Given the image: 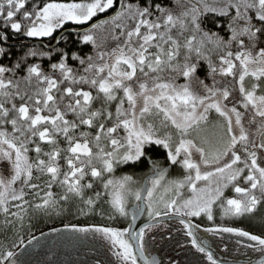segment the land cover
<instances>
[{"label": "snow or ice", "instance_id": "6c2138e0", "mask_svg": "<svg viewBox=\"0 0 264 264\" xmlns=\"http://www.w3.org/2000/svg\"><path fill=\"white\" fill-rule=\"evenodd\" d=\"M209 13L227 18L217 25L227 37L202 27ZM9 34L33 41L15 60ZM69 35L91 53L61 47ZM144 163L143 184L116 174ZM130 204L126 227L71 231L98 236L117 264H158L144 256L146 236L176 221L217 264L193 232L202 218L205 232L264 256V232L216 214L264 208V0H0V235L23 244L38 216L128 219ZM0 264H17L16 253L4 248Z\"/></svg>", "mask_w": 264, "mask_h": 264}, {"label": "flooded vegetation", "instance_id": "af4514ba", "mask_svg": "<svg viewBox=\"0 0 264 264\" xmlns=\"http://www.w3.org/2000/svg\"><path fill=\"white\" fill-rule=\"evenodd\" d=\"M107 15V13L103 14L99 18H106ZM84 27L87 28L88 26ZM162 167H167L168 170L172 168L171 165ZM226 195H234V193L227 192ZM216 214L218 223L226 226H236L233 224L231 217H221L219 209L216 210ZM145 222L147 221L144 216L139 226H142ZM173 223L178 222L166 221L161 223V225H171ZM192 223L193 225H199V228H193V232L197 239L213 253L217 264H257L260 260H264V256L257 255L251 249L244 247L243 238H233L229 234H223V237H221L220 235L205 232L204 228L211 226V224L202 218H193ZM72 227L68 226L56 229L57 231L52 230L56 231L54 235L44 237L46 235L44 234L37 237L36 239H39L37 243L38 252L34 254V259L37 260L39 257L37 261L40 264H43V259L49 260L45 264H117L116 258L113 256L110 248L98 236L73 232L71 231ZM237 227L246 230V228L241 226ZM172 231H175V229L172 228ZM164 234L159 233V231L147 234L144 256L149 261L155 259L158 261V264H209L206 256L192 246V237H189L183 229L179 228L175 232V236L169 235V239L168 235L165 236ZM238 239H240V243H237ZM29 252L30 250H28ZM138 264H143V259L138 261Z\"/></svg>", "mask_w": 264, "mask_h": 264}, {"label": "trees", "instance_id": "16d2710c", "mask_svg": "<svg viewBox=\"0 0 264 264\" xmlns=\"http://www.w3.org/2000/svg\"><path fill=\"white\" fill-rule=\"evenodd\" d=\"M167 3L168 0H165ZM95 20V19H94ZM228 20L226 17L216 16L214 14L209 13L207 16L203 19L202 27L205 28V30L209 32H219L222 36L227 37L228 33L226 30V27H218L217 25H225L227 24ZM9 43L14 46L13 51L16 53L12 57V60H15L19 57L20 54H22L23 51H26V49H20L19 44L20 43H28L29 45L33 42L31 38L26 37H15L12 38L11 34ZM61 47H64L70 54L71 53H77L83 55L84 53H91V46L90 45H82L75 39L74 36L69 35L68 37V43L67 45L61 44ZM30 60L33 58H29ZM4 63H8L9 61L4 60ZM37 63H41L39 59H36ZM43 67L46 69L48 68V62L44 61L42 64ZM70 66H77L76 62L70 61ZM203 76V72L200 73ZM152 159H156L160 161L161 166L170 165V162H167L165 160V153L162 150H156L153 151L151 154ZM151 171V164L150 163H144L140 166H129V165H122L117 170V175H133L135 179L139 180L140 183L142 180L150 174ZM169 178H175L180 175L181 170L177 169L176 166H172L171 170H168ZM230 192V191H229ZM130 214L128 219H119L118 221H108L106 218L101 219L98 215H77L75 212L72 214H62V215H51V216H38L33 221V226L31 227V230L29 231L28 227H25L20 235L23 238V244H20L19 239L12 235L11 233L8 234L7 238H5L3 235H0V251H3L4 248H7L8 250L13 251L14 253H20V250H24L21 255L17 254V260L20 261L22 258H30L29 260H25L27 263L31 264L32 256L29 257L28 255V249L24 248L23 245L29 241V239L33 240L34 238L40 237L41 235H44L47 232H50L51 230L63 228L66 226H96V225H106L111 224L119 227H126L130 223ZM238 219L243 220L242 222H239ZM231 220L234 225L241 226L243 228H246V230L250 231L253 234H261L264 232V208L258 209L256 214H253L248 217H239V218H232ZM16 244H19V247L15 246ZM24 245V246H25ZM35 246V245H34ZM38 252V246L34 247V249L30 250V254L34 255ZM21 258V259H19Z\"/></svg>", "mask_w": 264, "mask_h": 264}, {"label": "rangeland", "instance_id": "374dc122", "mask_svg": "<svg viewBox=\"0 0 264 264\" xmlns=\"http://www.w3.org/2000/svg\"><path fill=\"white\" fill-rule=\"evenodd\" d=\"M98 39H99V37H98ZM202 76V75H201ZM252 130L253 131H255V126H253V128H252ZM139 181V180H138ZM140 182V181H139ZM134 203V202H133ZM131 207V204H130V206H129V208ZM261 209H263V208H261ZM145 220L147 221V216L145 215ZM239 220V222H242L243 220H241V219H238ZM165 225H167V227H165ZM172 228H174L175 229V231H172L171 232V229ZM183 229V225H180L179 223H173V224H171V225H169V224H163V225H159V227H157V228H154V229H152L150 232H148V233H150V234H153V233H155V232H157V231H159V233H165L164 235L166 236V235H168L167 237H168V239H169V235H173V236H175V232L178 230V229ZM62 229V228H61ZM57 231V230H56ZM56 231H52L51 233H49V232H47V233H45L46 235L44 236V237H46L47 235H54V233H56ZM169 233V234H168ZM230 235V234H229ZM48 236V237H49ZM43 237V238H44ZM47 237V238H48ZM233 238H234V236H233ZM38 240L39 239H36V238H34L33 240H32V243L31 244H29L28 242L26 243V245L24 246H22L23 247V249L24 248H27L28 250H33L34 249V247H36L37 246V243H38ZM171 240H173V239H171ZM243 242V244H245V243H247L246 241H242ZM35 245V246H34ZM20 251H23V250H20ZM19 251V252H20ZM257 255H260L258 252H256V251H254ZM254 252H252V253H254ZM17 254H19V253H16V256H17ZM39 258V257H38ZM38 258H37V260H38ZM19 259H21V258H19ZM26 258H22L20 261H19V263L18 264H29V262L27 263L26 261ZM37 260H31V264H40V263H38V261ZM49 262V260L48 259H43L42 260V262H43V264H45V262Z\"/></svg>", "mask_w": 264, "mask_h": 264}, {"label": "water", "instance_id": "95a60500", "mask_svg": "<svg viewBox=\"0 0 264 264\" xmlns=\"http://www.w3.org/2000/svg\"><path fill=\"white\" fill-rule=\"evenodd\" d=\"M147 178V177H146ZM145 178V179H146ZM145 179H144V181H145ZM144 181H143V183H144ZM142 183V184H143ZM133 211V209H132V207L129 209V212H130V214H131V212ZM144 216L145 215H143V216H138L137 217V221H136V224H137V226H139V224H140V222L142 221V219L144 218ZM166 221H168L167 219H165L164 221H162L161 223H163V222H166ZM258 264V263H257Z\"/></svg>", "mask_w": 264, "mask_h": 264}]
</instances>
